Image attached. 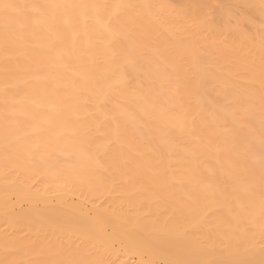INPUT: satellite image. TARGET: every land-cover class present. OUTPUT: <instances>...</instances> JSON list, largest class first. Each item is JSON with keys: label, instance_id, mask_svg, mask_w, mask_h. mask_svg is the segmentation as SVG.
Returning a JSON list of instances; mask_svg holds the SVG:
<instances>
[{"label": "bare ground", "instance_id": "obj_1", "mask_svg": "<svg viewBox=\"0 0 264 264\" xmlns=\"http://www.w3.org/2000/svg\"><path fill=\"white\" fill-rule=\"evenodd\" d=\"M0 264H264V0H0Z\"/></svg>", "mask_w": 264, "mask_h": 264}]
</instances>
